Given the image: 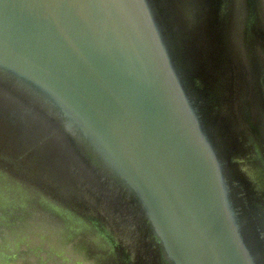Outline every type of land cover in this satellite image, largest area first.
Listing matches in <instances>:
<instances>
[{
	"label": "water",
	"instance_id": "water-1",
	"mask_svg": "<svg viewBox=\"0 0 264 264\" xmlns=\"http://www.w3.org/2000/svg\"><path fill=\"white\" fill-rule=\"evenodd\" d=\"M0 264H264V0H0Z\"/></svg>",
	"mask_w": 264,
	"mask_h": 264
}]
</instances>
